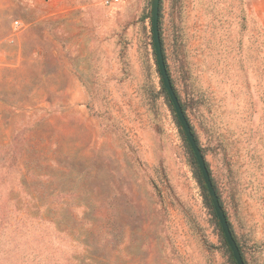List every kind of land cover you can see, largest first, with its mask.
Wrapping results in <instances>:
<instances>
[{"label":"rangeland","instance_id":"obj_1","mask_svg":"<svg viewBox=\"0 0 264 264\" xmlns=\"http://www.w3.org/2000/svg\"><path fill=\"white\" fill-rule=\"evenodd\" d=\"M160 14L231 229L264 264V0ZM182 131L151 0H0V264H234Z\"/></svg>","mask_w":264,"mask_h":264},{"label":"water","instance_id":"obj_2","mask_svg":"<svg viewBox=\"0 0 264 264\" xmlns=\"http://www.w3.org/2000/svg\"><path fill=\"white\" fill-rule=\"evenodd\" d=\"M151 9H152L153 45H154L157 65H158L159 72L162 78L163 86L170 98L175 114L183 130V133L196 159L198 168L202 174L204 184L207 188L209 198L213 205V209L217 216V220L221 226V230L225 237L226 243L232 252V255H233V258L236 264H246L244 257L242 255V251L239 247V244L231 229L225 209L223 208L222 202L217 193L216 187L213 183L212 176L208 168L205 156L202 152L201 147L199 146L198 140L192 130V126L189 122V119L186 116V113L183 109L180 99L176 93V90L174 88L172 79L170 77V74L167 68L166 59H165L164 50H163L161 29H160L161 0H151Z\"/></svg>","mask_w":264,"mask_h":264},{"label":"trees","instance_id":"obj_3","mask_svg":"<svg viewBox=\"0 0 264 264\" xmlns=\"http://www.w3.org/2000/svg\"><path fill=\"white\" fill-rule=\"evenodd\" d=\"M160 16L162 17L161 14H160ZM160 29H161V20H160ZM161 37H162V33H161ZM162 43H163V50H164V55H165V59H166V54H165V47H164L163 37H162ZM153 48H154V45H153ZM166 64H167V59H166ZM167 68H168V64H167ZM163 87H164V86H163ZM174 88H175V86H174ZM164 90H165V88H164ZM175 90H176V93H177V95H178V97H179V99H180V102H181L182 106H183V109H184V111H185V113H186V108H185V105L183 104V102L181 101V96H180L179 93L177 92V89H176V88H175ZM165 93H166V95H167V98H168V100H169V103H170L171 107H173V105H172V103H171V101H170V98H169V96H168L166 90H165ZM174 112H175V111H174ZM177 119H178V118H177ZM188 119H189V118H188ZM190 124H191V122H190ZM179 125H180V122H179ZM180 126H181V125H180ZM191 126H192V124H191ZM192 130H193V132H194V134H195V131H194L193 126H192ZM182 133H183V131H182ZM195 136H196V134H195ZM184 137H185V136H184ZM196 138H197V136H196ZM197 140H198V138H197ZM185 141H186V143H187V145H188V148H189L190 152H191L192 155H193V152H192V150H191V148H190V145H189L188 141L186 140V137H185ZM198 143H199V142H198ZM193 158H194V162H195V164H196V166H197V169H198V176H199V179H200V183H201V185L203 186V189H204L205 193L207 194V198H208V201H209V203H210V206H211V208L213 209V205H212L211 200H210V198H209L207 188H206V186H205V184H204V181H203V178H202V174H201V172H200V170H199V168H198V165H197V162H196V159H195L194 156H193ZM207 165H208V168H209V170H210V167H209L208 162H207ZM210 173H211V170H210ZM212 179H213V178H212ZM214 185H215V184H214ZM213 214L215 215V217H216V219H217V216H216V214H215V212H214V209H213ZM218 226H219L220 229H221V226H220L219 222H218ZM221 233H222V230H221ZM222 236H223V239H224V241H225V243H226V240H225V237H224L223 233H222ZM226 246L228 247V251H229V254H230L231 258H232L233 263L236 264V262H235V260H234V258H233L232 252H231L229 246L227 245V243H226ZM239 247H240V246H239ZM240 249H241V247H240ZM241 251H242V250H241ZM242 255H243V253H242ZM243 257H244V255H243ZM244 260H245V258H244Z\"/></svg>","mask_w":264,"mask_h":264},{"label":"built area","instance_id":"obj_4","mask_svg":"<svg viewBox=\"0 0 264 264\" xmlns=\"http://www.w3.org/2000/svg\"><path fill=\"white\" fill-rule=\"evenodd\" d=\"M127 1L128 0H103V5L106 8L114 9ZM17 25H19V22L17 23Z\"/></svg>","mask_w":264,"mask_h":264}]
</instances>
